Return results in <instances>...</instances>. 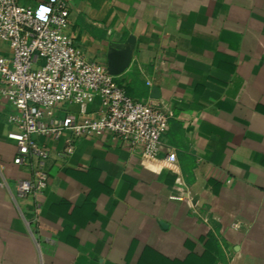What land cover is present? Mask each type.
I'll list each match as a JSON object with an SVG mask.
<instances>
[{
	"label": "crops",
	"instance_id": "1",
	"mask_svg": "<svg viewBox=\"0 0 264 264\" xmlns=\"http://www.w3.org/2000/svg\"><path fill=\"white\" fill-rule=\"evenodd\" d=\"M68 7L67 33L84 56L107 67L110 50L129 46L114 79L172 115L156 159L110 133L79 138L60 159L62 141L43 138L47 186L18 196L29 171L12 162L14 107L0 96V264H264V0Z\"/></svg>",
	"mask_w": 264,
	"mask_h": 264
},
{
	"label": "built area",
	"instance_id": "2",
	"mask_svg": "<svg viewBox=\"0 0 264 264\" xmlns=\"http://www.w3.org/2000/svg\"><path fill=\"white\" fill-rule=\"evenodd\" d=\"M69 1L25 6L0 0V40L10 50L0 54V96L14 107L7 117L15 126L7 133L15 142L12 162L29 171L16 181L18 196L36 195L47 186L51 150L43 138L62 141L60 159L72 154L79 138L103 133L139 150L144 159H156L172 115L151 96H130L106 66L74 45L67 33ZM95 100L96 114L89 110ZM164 159L175 162V151L168 148Z\"/></svg>",
	"mask_w": 264,
	"mask_h": 264
},
{
	"label": "water",
	"instance_id": "3",
	"mask_svg": "<svg viewBox=\"0 0 264 264\" xmlns=\"http://www.w3.org/2000/svg\"><path fill=\"white\" fill-rule=\"evenodd\" d=\"M131 50L129 46L123 49L115 48L107 54V69L112 75L119 74L130 61Z\"/></svg>",
	"mask_w": 264,
	"mask_h": 264
},
{
	"label": "trees",
	"instance_id": "4",
	"mask_svg": "<svg viewBox=\"0 0 264 264\" xmlns=\"http://www.w3.org/2000/svg\"><path fill=\"white\" fill-rule=\"evenodd\" d=\"M125 90H126V88H125ZM126 92H127V90H126ZM208 240H210L214 244V247L216 248V251H217L218 244H217V241L215 240L212 232L208 233ZM140 264H143V263L140 262ZM149 264H187V262L168 261L166 259H161V261H159V262L153 261L152 263H149Z\"/></svg>",
	"mask_w": 264,
	"mask_h": 264
}]
</instances>
